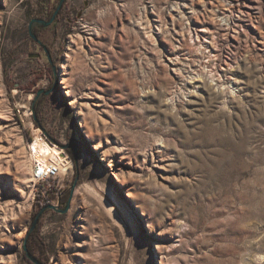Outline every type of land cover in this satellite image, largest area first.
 <instances>
[{"label": "rangeland", "instance_id": "374dc122", "mask_svg": "<svg viewBox=\"0 0 264 264\" xmlns=\"http://www.w3.org/2000/svg\"><path fill=\"white\" fill-rule=\"evenodd\" d=\"M243 1L66 0L40 44L60 0H0V264L33 263L45 204L44 264H264V0ZM38 139L71 164L32 182Z\"/></svg>", "mask_w": 264, "mask_h": 264}, {"label": "bare ground", "instance_id": "6f19581e", "mask_svg": "<svg viewBox=\"0 0 264 264\" xmlns=\"http://www.w3.org/2000/svg\"><path fill=\"white\" fill-rule=\"evenodd\" d=\"M243 4H244V7H247L250 10V12H248V11L240 9L241 12L243 13L246 12L248 14H251L253 10L257 9L254 4L248 3L246 0L243 1ZM209 12L211 13L212 10L211 11L209 10ZM190 13H191L190 15L191 20L194 18L196 19V14L198 13L194 11ZM200 31L203 33V36H205L206 33L207 34L209 33V30L206 28H202L200 29ZM63 82L66 85H68V81H63ZM67 90H68L67 94L73 97V91L72 90L69 91L70 90L69 88H67ZM88 136L90 138H94V132L92 131V129L88 133ZM29 147H30L29 150H30V158H31L30 160L32 161V173H33V179L31 180L32 182H35L37 178L36 177L37 174L48 175L52 171H54L55 174L60 175L61 173H63L65 169L67 170V167L71 164V162L65 158V155H64L65 153L61 148H59L58 146H51L44 139H38V140L31 142ZM10 148H12L11 144H10ZM10 157L12 158L13 156H10ZM117 180L120 184H123L124 186L128 185V180L122 175H118ZM23 182L28 183L29 182L28 178L25 177ZM19 192L22 193V190H19ZM128 196L134 199L138 203V206L142 208V205L138 201V196H136L135 194H132V192L128 194Z\"/></svg>", "mask_w": 264, "mask_h": 264}, {"label": "water", "instance_id": "95a60500", "mask_svg": "<svg viewBox=\"0 0 264 264\" xmlns=\"http://www.w3.org/2000/svg\"><path fill=\"white\" fill-rule=\"evenodd\" d=\"M66 0H60L59 2V5L58 7L56 8L52 18L50 20H47V19H43V18H34L30 21L29 23V34H30V37L35 41V42H38V43H42L41 40L39 39L38 37V34H37V29H46V28H49L51 27L53 24L56 23V20H57V16L59 15L60 11L62 10L63 8V5L65 3ZM36 56H39V55H36ZM52 92V90H49V91H44V90H40L38 92V96L36 97V100H35V103L37 101H39L43 95H49L50 93ZM35 103H34V113H35V119L37 120V116H36V110H35ZM74 148L75 150V159L76 161H78V157H79V148L77 146V142H75V145L72 146L71 144L65 146V149H68V148ZM66 208H68V202L66 203L65 205ZM56 207H54L52 204H49V205H46L45 207H43L41 209V211L38 213L34 223H33V226H32V230H34L41 217L49 210V209H55ZM24 250L26 251V254H27V257L34 263V264H44L36 255L32 254L29 249H28V246L25 245L24 246Z\"/></svg>", "mask_w": 264, "mask_h": 264}, {"label": "trees", "instance_id": "16d2710c", "mask_svg": "<svg viewBox=\"0 0 264 264\" xmlns=\"http://www.w3.org/2000/svg\"><path fill=\"white\" fill-rule=\"evenodd\" d=\"M61 12H60V14H61ZM53 14H54V12L51 13V15L49 16V18H47V20H50L52 18ZM34 103H35V100H34ZM43 103H44L43 100L37 101L35 103V110H37V112H38V119L36 120V125L39 126V127H41V128H43V129H45L44 121L42 120V117L40 115L41 112H42V105H43ZM48 140L50 142H52V140H54V139H53L52 136H49ZM57 144H60V143H57ZM71 145L73 146L74 144H71ZM60 146H63V145L60 144ZM66 152L69 154V156L74 161V163H75V165L77 167V165H79V164H77L76 161H75V150H74V148L73 147L72 148H68L66 150ZM51 178H53V177H51ZM66 202L67 201H65L64 204H66ZM46 205L47 204L42 205V207L40 208V210L43 207H45ZM40 210L35 213L34 220L36 219V217H37L38 213L40 212ZM39 234H40V224H38V226L34 230H32V226L30 227L29 233H28V236H27V243H28V249H29V251L31 253H34L35 254V251H34L35 249H33V244H31V240H33V242H34L35 245H39L40 244V239H39V236L40 235ZM41 252H42L43 255H46V250L44 248H42V247H41ZM27 261H29V259H27ZM31 264H33V263H31ZM46 264H49V261H47Z\"/></svg>", "mask_w": 264, "mask_h": 264}, {"label": "built area", "instance_id": "2783aa9c", "mask_svg": "<svg viewBox=\"0 0 264 264\" xmlns=\"http://www.w3.org/2000/svg\"><path fill=\"white\" fill-rule=\"evenodd\" d=\"M57 174H55V172L54 171H52L50 174H48V175H41V174H37V178H36V182H42V181H47L49 178H51V177H54V176H56Z\"/></svg>", "mask_w": 264, "mask_h": 264}, {"label": "flooded vegetation", "instance_id": "af4514ba", "mask_svg": "<svg viewBox=\"0 0 264 264\" xmlns=\"http://www.w3.org/2000/svg\"><path fill=\"white\" fill-rule=\"evenodd\" d=\"M37 34H38V36H39V30L37 29Z\"/></svg>", "mask_w": 264, "mask_h": 264}]
</instances>
